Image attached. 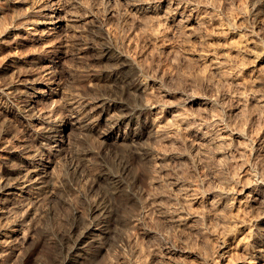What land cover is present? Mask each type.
Masks as SVG:
<instances>
[{"label":"rangeland","instance_id":"374dc122","mask_svg":"<svg viewBox=\"0 0 264 264\" xmlns=\"http://www.w3.org/2000/svg\"><path fill=\"white\" fill-rule=\"evenodd\" d=\"M128 1L148 7L154 0H61V15L77 21L67 29L55 22L61 35L47 39L64 43L55 58L47 52L50 42L34 44L23 26L15 30L16 16L33 13L28 5L0 0V88L54 63L47 82L58 95L43 99L38 112L58 117L54 126L66 143L33 200L0 219L9 234L21 221L28 237L11 247L0 236V264L59 259L66 230L92 216L104 221L91 223L101 238L80 257L89 264H264V251L257 252L263 237L254 234L264 233V201L252 199L264 189V0H171L172 10L199 18L190 26L168 9L138 11ZM107 45L135 60L143 81L132 95L123 94L142 110L113 133L109 124L119 114L113 104L121 100L108 99L106 112L99 107L113 68L110 57L100 56ZM23 90L0 98V184L14 181L12 171L28 161L33 126L18 109L2 107L23 98ZM70 101L81 105L74 114L81 122L65 116ZM91 106L101 110H94L93 124L86 119ZM136 125L141 135L123 141ZM114 175L129 194L118 207L119 224L112 219L116 199L108 214L92 213L106 195L105 178ZM108 222L109 232H101Z\"/></svg>","mask_w":264,"mask_h":264},{"label":"bare ground","instance_id":"6f19581e","mask_svg":"<svg viewBox=\"0 0 264 264\" xmlns=\"http://www.w3.org/2000/svg\"><path fill=\"white\" fill-rule=\"evenodd\" d=\"M61 0H15V2H20V3H25L27 4V8H29L33 13L27 15L26 14H19L16 16L17 20L21 19L18 21L19 23L14 24L15 30H18L21 26H23V29L25 30L26 33L31 34L32 36L31 41L32 43H49L47 45L53 47L49 51L51 55H54L55 58L62 57L63 53V41L61 39H47L49 36H54V35H61L60 30H58L57 23L55 22H62L59 26V28L65 27V29L69 27H74L75 22L77 20L74 19H65V15H61V10L58 6ZM129 2V1H128ZM37 3V5H35ZM130 7L136 8V10H148L149 12L152 13H161V12H166V9L168 13L172 12L171 17H175V21L178 20L179 22L182 21L183 19L187 22V26L191 25L193 21L199 23V18H195L197 16H192L191 13H185L181 12V10H172L171 7H173L171 0H154V1H149L147 4L149 5L148 7H145L143 3L140 2H132L128 3ZM172 5V6H171ZM175 7H173L174 9ZM176 9V8H175ZM144 10V11H145ZM194 10V9H192ZM196 10V9H195ZM48 11V12H46ZM190 12V10H189ZM57 13H59L57 15ZM180 17V18H179ZM200 17V16H198ZM179 18V19H178ZM15 19V20H16ZM174 19V18H173ZM201 19V17H200ZM56 20V21H55ZM202 22V20H201ZM177 24V23H176ZM43 25H54L52 27H49V29H42V33H39L38 30L41 28ZM6 35L8 37H14L16 35V32L10 33L7 32ZM61 44V45H56V44ZM110 46H105L102 49V52L100 54L101 57H107L111 59V64L113 65V68L110 70V78L108 79V91L103 95V98L101 99V103L97 106L101 107L102 110H105L110 106L108 104V99H120V102H115L113 105L115 106V109H118L119 114L118 117L115 118V120H112L110 122L109 126V132L113 133L116 130H121V124L124 119H130V121H134V117L137 112H139L141 107L139 108V104L137 101H131V102H124L123 101V94L126 93V95H132L135 90L140 87L141 83V69L140 66L136 63L135 60L130 59L131 57L128 55H123L121 53H115L111 51ZM41 54V53H40ZM44 54V53H43ZM45 55V54H44ZM47 56V55H46ZM36 57V56H35ZM38 63L42 61V56H38ZM107 60V59H106ZM35 61V60H32ZM55 61V60H54ZM110 61V60H109ZM15 63V62H14ZM10 64V63H9ZM36 65V63H34ZM54 64V63H52ZM47 65L46 68H41L42 72L34 73V74H29L25 80H20L19 78V83H15L13 85H6L4 88H0V98L5 95L10 94H16L15 92L19 89H24L23 90V98L17 99L16 102L12 103L11 105H3L2 107H11V108H16L19 110L20 113H23V117L29 125L31 124L33 128L31 129L30 133V140L29 144L26 145L27 149V156L25 158L28 160L27 164L25 166H22L21 168L15 169L12 171L11 174L14 175V181L10 182L9 178H4L1 181L0 184V219L1 218H7L6 214L9 213L10 210H13L14 205L18 204L23 206L25 204L26 200L28 202L30 201L31 197L35 194L38 193V190L42 188V183L44 182L45 178L48 175V168L50 163L52 162V156H57L61 152H63L65 148V134L59 131V129H56L54 126L55 120L58 117H53L54 113L50 111V115L46 114H40L42 112H38V108L40 107V102H42L43 99L46 98H51L54 94H57V87L56 88H51L49 87V80L53 79L52 73L54 72L53 69H55L56 65ZM12 65V64H11ZM9 65V66H11ZM13 66V65H12ZM37 66V65H36ZM8 68V67H7ZM38 69V67H36ZM109 77V76H108ZM23 79V78H22ZM48 81V82H47ZM46 83V87H40L39 84L41 83ZM143 82V81H142ZM111 83V84H109ZM142 84V83H141ZM144 84V83H143ZM56 85V84H55ZM144 86V85H142ZM49 87V89H47ZM141 88V87H140ZM143 88V87H142ZM34 90L33 92H29V90ZM51 90V92H50ZM18 92V91H17ZM110 92V94H109ZM115 95L112 97V95ZM58 95V94H57ZM131 97V96H130ZM1 98V99H2ZM19 98V97H18ZM55 102V101H54ZM100 102V101H99ZM135 102V103H133ZM69 106L64 109L65 111V116H72L75 117V113H77L80 109H78L81 105H76V102L70 101ZM96 107V106H95ZM91 110L89 109L90 113H88L87 118L88 121L91 119V123L93 124L95 116L94 110H97L96 108H93V106L90 107ZM114 108V107H113ZM40 110V109H39ZM53 110V109H52ZM100 108L97 110L99 112ZM86 111V113L88 112ZM101 111V110H100ZM102 113V112H101ZM99 113V114H101ZM141 113V112H140ZM82 114V113H81ZM98 114V113H97ZM103 114V113H102ZM46 115V116H45ZM80 115H76V120L78 122L82 117ZM86 116H83L84 118ZM95 116V117H94ZM100 116V115H98ZM91 117V118H90ZM99 118V117H98ZM83 120V119H81ZM96 120V119H95ZM129 121V120H128ZM85 122V121H84ZM83 122V123H84ZM90 122V121H89ZM97 122V121H96ZM138 122V121H137ZM82 123V124H83ZM95 123V122H94ZM136 123V122H135ZM74 124V123H73ZM81 124V125H82ZM88 124V123H87ZM90 124V123H89ZM98 124V123H97ZM127 124V123H126ZM62 125V123H61ZM133 125V124H132ZM138 125V124H137ZM131 126V129H134V133H131L132 135H129L128 133H124L122 135L123 141H126V138H132L131 140L134 141L133 137H136L137 135L140 134V130H138V127ZM31 126V127H32ZM107 126V125H106ZM128 126V124L126 125ZM87 128V127H86ZM127 131V130H126ZM124 132V131H123ZM141 135V134H140ZM139 137V136H137ZM49 141V142H45ZM52 140H55L54 143L50 142ZM129 140V139H128ZM45 142L43 146H38L41 142ZM131 141V142H132ZM123 143V142H122ZM29 148V149H28ZM137 149V148H136ZM139 151V155H145L146 152L144 151ZM136 153V151L134 150ZM23 156V158H24ZM141 157V158H142ZM79 158V157H78ZM115 161V160H114ZM127 162V161H126ZM125 162V163H126ZM124 163V164H125ZM123 164V163H122ZM129 164V163H128ZM121 167V166H120ZM126 167V164L123 166V169ZM128 167V166H127ZM122 169V171H123ZM121 171V172H122ZM105 177V176H104ZM12 178V179H13ZM105 192L106 195L102 200L99 199L97 203H95L94 207L92 208V213H100V214H105L108 212L109 207H113V201L116 199V205H117V211L112 212V219L118 221L116 224L120 223L121 219V211L120 208H123L126 202H124V199L129 196V194L125 191V183L123 179L121 178L120 175H114L110 177L105 178ZM101 184V183H100ZM109 199H107V197ZM16 196H12V195ZM34 197V196H33ZM33 197L31 201L33 200ZM256 202H261L264 201V189L263 191H258L255 192L252 198ZM25 202V203H24ZM28 204V203H27ZM17 205V206H18ZM16 207V206H15ZM94 209V210H93ZM25 212V211H24ZM108 214V213H107ZM104 215V216H107ZM99 216V215H98ZM108 217V216H107ZM97 216L91 218V220H80L77 219L67 230H66V235L62 238L60 247L58 248L59 250V259L52 261L49 264H89L87 261H82L80 260L81 256H84V252L89 250V247L93 245L94 242L97 243L101 237H99L98 232L95 231V228L93 229L91 227V223L95 222L96 220V225H100L104 219H101L100 217L96 219ZM109 220V219H108ZM112 221V220H111ZM109 222L107 223L105 229L100 227L101 232H109ZM95 225V226H96ZM118 226V225H117ZM260 227H257L258 230ZM263 228V227H262ZM115 230L114 228H110ZM0 230V236H7V241L4 243L5 245L13 246L16 244V242L20 241L21 239L23 242L28 241V237L25 235L24 232H22V223L19 221L16 225H14V228H12L11 231L12 234H9L8 229ZM263 230V229H262ZM261 231V230H260ZM257 231L258 233L257 236L263 237L262 242L260 243L261 246H264V233ZM7 232V233H5ZM65 234V232H64ZM104 235V234H103ZM63 236V235H62ZM61 236V237H62ZM106 236V235H105ZM107 239V238H106ZM264 249H257V252H262ZM88 254V253H87ZM58 255V254H57ZM263 255V254H262ZM58 257V256H57ZM256 259H262L263 257L260 256L259 254L254 256ZM85 258V257H83ZM38 264V263H37ZM42 264V263H39ZM48 264V263H44ZM253 264H260V260L257 262L255 261Z\"/></svg>","mask_w":264,"mask_h":264}]
</instances>
